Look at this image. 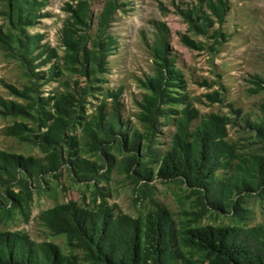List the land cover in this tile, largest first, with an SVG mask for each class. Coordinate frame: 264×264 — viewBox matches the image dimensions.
I'll use <instances>...</instances> for the list:
<instances>
[{
	"label": "rangeland",
	"instance_id": "obj_1",
	"mask_svg": "<svg viewBox=\"0 0 264 264\" xmlns=\"http://www.w3.org/2000/svg\"><path fill=\"white\" fill-rule=\"evenodd\" d=\"M163 56L172 71L159 87L153 155L144 164L151 176L141 179L126 148L112 142L101 151L88 128L117 113L142 140L141 104ZM262 79L264 0H0V242H51L92 264L46 219L57 205L141 219L163 212L183 230L264 224V191L244 195L238 216L219 212L179 178L158 177L154 161L181 123L192 132L212 115L239 156L264 157V142L243 122L260 115ZM66 93L70 110L56 121L55 102ZM186 251L207 264L202 248Z\"/></svg>",
	"mask_w": 264,
	"mask_h": 264
},
{
	"label": "trees",
	"instance_id": "obj_2",
	"mask_svg": "<svg viewBox=\"0 0 264 264\" xmlns=\"http://www.w3.org/2000/svg\"><path fill=\"white\" fill-rule=\"evenodd\" d=\"M162 59L164 66H159L157 73L148 80L152 93L146 95L141 104L139 121L146 128L142 140V134L136 129L127 134V130L120 125L117 113L107 121H99L95 130L88 128L89 138L101 151L105 152L112 142H115L117 149L126 148L133 160V172L141 179L151 176L144 164L146 158L152 159L153 155L152 137L164 97L159 87L164 82L165 74L172 71L171 64L170 67L166 64V57ZM262 83L264 88V79ZM73 98L71 93H66L56 100V121L63 120V114L70 110L68 106ZM218 120L217 116L212 115L202 120L192 132H188L181 123L180 134L154 160L157 162L156 174L164 180L179 178L196 190L208 207L238 216L243 210L239 201L244 195L253 192L260 195L264 191V157L246 159L239 156L232 145L223 139L224 124ZM243 122L264 142V104L256 119L244 118ZM44 138L52 139L48 135ZM54 154L57 161L62 159L60 152ZM236 158L238 161L233 162ZM23 163L28 165L26 161ZM2 165L13 172L11 163L4 162ZM45 215L52 227L76 241L92 264H197L186 251V247L191 245L205 251L207 264H264V224L207 225L183 230L176 227L163 212H149L141 219L112 213L106 207L93 212L68 205L50 208ZM21 241L4 246L0 242V262L81 264L76 258L71 259L63 254L51 242L23 247ZM4 249L7 250L6 254Z\"/></svg>",
	"mask_w": 264,
	"mask_h": 264
}]
</instances>
